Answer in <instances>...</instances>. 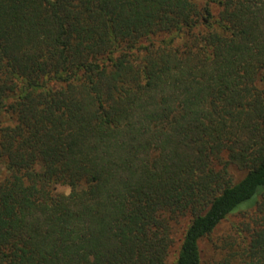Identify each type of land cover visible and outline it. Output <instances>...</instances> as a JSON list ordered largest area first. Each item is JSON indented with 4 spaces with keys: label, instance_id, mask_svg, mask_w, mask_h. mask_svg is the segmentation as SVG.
Here are the masks:
<instances>
[{
    "label": "trees",
    "instance_id": "trees-1",
    "mask_svg": "<svg viewBox=\"0 0 264 264\" xmlns=\"http://www.w3.org/2000/svg\"><path fill=\"white\" fill-rule=\"evenodd\" d=\"M229 221L209 264H264V0H0V264H202Z\"/></svg>",
    "mask_w": 264,
    "mask_h": 264
},
{
    "label": "rangeland",
    "instance_id": "rangeland-1",
    "mask_svg": "<svg viewBox=\"0 0 264 264\" xmlns=\"http://www.w3.org/2000/svg\"><path fill=\"white\" fill-rule=\"evenodd\" d=\"M60 191H63L65 193L68 192V190L65 187H61L59 189ZM238 218H232L230 221L236 222ZM227 222L224 223L220 229L218 230V232H216L213 236L212 239H204L200 242V249H201V255H202V264H209L210 259L213 258L214 256H216L215 254V244L213 242L215 241H219L220 237H222L227 230L229 229L230 223L231 222ZM183 225L184 222H180L176 228V234L175 237H179L182 230H183ZM178 247V243H176L175 248L176 249ZM174 249L173 252L171 254V258L174 257Z\"/></svg>",
    "mask_w": 264,
    "mask_h": 264
}]
</instances>
